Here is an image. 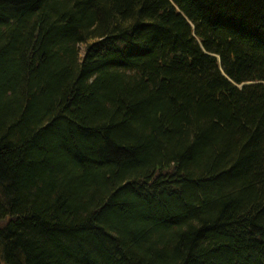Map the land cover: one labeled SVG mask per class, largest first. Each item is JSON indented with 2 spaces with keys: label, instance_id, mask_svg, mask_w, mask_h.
<instances>
[{
  "label": "trees",
  "instance_id": "obj_1",
  "mask_svg": "<svg viewBox=\"0 0 264 264\" xmlns=\"http://www.w3.org/2000/svg\"><path fill=\"white\" fill-rule=\"evenodd\" d=\"M0 264H264V0H0Z\"/></svg>",
  "mask_w": 264,
  "mask_h": 264
}]
</instances>
